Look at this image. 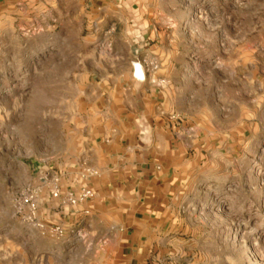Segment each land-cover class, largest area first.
Masks as SVG:
<instances>
[{
	"label": "crops",
	"instance_id": "crops-1",
	"mask_svg": "<svg viewBox=\"0 0 264 264\" xmlns=\"http://www.w3.org/2000/svg\"><path fill=\"white\" fill-rule=\"evenodd\" d=\"M33 15L58 30V83L81 106L69 161L41 182V219L88 262L96 241L101 264H181L199 202L245 183L262 149L264 0H0V37ZM55 180L95 196L62 206Z\"/></svg>",
	"mask_w": 264,
	"mask_h": 264
},
{
	"label": "rangeland",
	"instance_id": "rangeland-1",
	"mask_svg": "<svg viewBox=\"0 0 264 264\" xmlns=\"http://www.w3.org/2000/svg\"><path fill=\"white\" fill-rule=\"evenodd\" d=\"M31 19L0 37V264H101L99 242L85 261L67 240L29 226L15 207L27 190L40 196L41 182L69 161L75 143L69 119L81 111L66 99L72 88L58 83L70 68L58 60L65 47L58 30ZM253 159L245 183L222 186L230 201L204 198L185 222L181 264H264V142Z\"/></svg>",
	"mask_w": 264,
	"mask_h": 264
},
{
	"label": "built area",
	"instance_id": "built-area-1",
	"mask_svg": "<svg viewBox=\"0 0 264 264\" xmlns=\"http://www.w3.org/2000/svg\"><path fill=\"white\" fill-rule=\"evenodd\" d=\"M156 69L157 65L152 61L145 62L143 66L145 76L148 72H153ZM188 132L194 133V127L190 128ZM94 196V191L88 187H82L75 190H62L58 180H55L51 187V197L53 199L59 200L62 206L76 207L78 205L87 203ZM15 207L17 213L22 217L24 222H26L32 228L37 229L43 236H47L56 240H67V242L70 239L69 233L63 225L57 223L49 224L41 219V203L38 191H25L16 200ZM75 235L79 239L83 238L80 230L76 231Z\"/></svg>",
	"mask_w": 264,
	"mask_h": 264
},
{
	"label": "water",
	"instance_id": "water-1",
	"mask_svg": "<svg viewBox=\"0 0 264 264\" xmlns=\"http://www.w3.org/2000/svg\"><path fill=\"white\" fill-rule=\"evenodd\" d=\"M135 76L138 80H145L146 76L143 71V66L141 63L134 64Z\"/></svg>",
	"mask_w": 264,
	"mask_h": 264
}]
</instances>
